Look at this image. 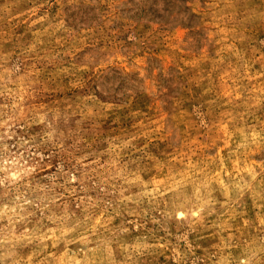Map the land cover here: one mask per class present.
<instances>
[{"label": "rangeland", "instance_id": "374dc122", "mask_svg": "<svg viewBox=\"0 0 264 264\" xmlns=\"http://www.w3.org/2000/svg\"><path fill=\"white\" fill-rule=\"evenodd\" d=\"M0 264H264V0H0Z\"/></svg>", "mask_w": 264, "mask_h": 264}]
</instances>
